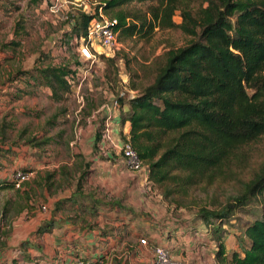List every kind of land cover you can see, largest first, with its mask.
Here are the masks:
<instances>
[{
  "label": "trees",
  "instance_id": "obj_1",
  "mask_svg": "<svg viewBox=\"0 0 264 264\" xmlns=\"http://www.w3.org/2000/svg\"><path fill=\"white\" fill-rule=\"evenodd\" d=\"M100 2L104 14L118 21L120 41L148 40L156 28L191 38L151 61L150 85L134 98L118 100L119 110L128 108L121 112V122L129 124V141L146 168L148 183L164 200L177 202L192 189L232 180L233 168L245 163L244 150L264 138V0ZM131 3L149 6L144 13L127 11ZM177 12L180 24L173 21ZM91 18L82 12L69 15L70 38H85ZM35 71L30 78L49 89L52 100L59 102L69 93V67L49 65ZM100 139L99 125L96 143ZM0 188L14 185L0 182ZM254 200L263 201L261 217L245 226L237 239L239 252L227 253L223 226ZM65 203L57 202L56 208ZM199 216L216 235L217 264H264V160L240 194L230 196L219 210L201 209ZM53 226L46 223L37 234Z\"/></svg>",
  "mask_w": 264,
  "mask_h": 264
},
{
  "label": "rangeland",
  "instance_id": "obj_2",
  "mask_svg": "<svg viewBox=\"0 0 264 264\" xmlns=\"http://www.w3.org/2000/svg\"><path fill=\"white\" fill-rule=\"evenodd\" d=\"M95 1L100 0H75L73 4H61L59 11L53 13L49 0H45L44 10H40L42 0H0V88L9 90L3 93L0 89L3 99V103L0 102V170L4 168L3 160H7L8 166L30 174L21 190L0 191V249L2 239L13 232L20 216L23 215L24 220L28 218L27 221L33 212H42L43 207H48L50 201V205L55 200L65 201L58 213L75 221L79 210L71 206L75 204L71 200H81L79 194L108 201L116 191L122 201L131 199L137 205L142 197L141 188L149 193L159 210L168 208L178 219L199 220L201 209L219 210L230 196L240 194L243 184L252 178L264 160L263 138L244 150L245 163L233 168L232 180L192 189L188 197L177 202L164 200L143 174L131 179L118 173L115 177L110 170L112 166L109 168L104 164V168L99 169L98 162L113 158L114 163L121 154L103 144L101 139L98 143L94 139L91 141L85 130V120L111 96L130 91L137 96L141 89L153 82L149 70L151 61L168 49L184 47L191 38L177 30L156 28L148 40L118 39L119 45L112 57L97 55L99 62L92 66L95 73L79 84L78 94L75 90L69 91L61 101H54L44 88L36 86L30 76L36 75V69L49 65H65L70 70L81 66L65 18L82 12L86 6L95 8ZM148 6L131 3L125 9L144 13ZM173 21L181 23L178 12ZM79 96L83 97L81 109ZM15 154L23 161L31 160L34 168L16 165ZM95 158H98L96 163L92 160ZM100 177L106 180L104 184ZM122 184L125 187L118 188ZM262 211L263 201L254 200L223 226L224 235L230 237L229 246L235 244L239 251L237 239L243 237L247 224L261 217ZM86 216L90 223H94L95 217Z\"/></svg>",
  "mask_w": 264,
  "mask_h": 264
},
{
  "label": "crops",
  "instance_id": "obj_3",
  "mask_svg": "<svg viewBox=\"0 0 264 264\" xmlns=\"http://www.w3.org/2000/svg\"><path fill=\"white\" fill-rule=\"evenodd\" d=\"M45 6V0H42L40 10H44ZM0 89L3 93L9 91L4 87ZM44 89L50 97L51 91ZM0 102L3 103L2 97ZM127 110L124 105L119 110V115L115 116L113 133L121 139H129V124L122 123L120 116L121 112ZM85 121V130L94 142L101 121H93L89 117ZM15 158L16 165L23 164L34 168L31 160L23 161L17 154ZM92 160L94 163L98 162V158ZM112 161L113 158H110V161L104 160L97 164L99 169H103L105 165L115 168L110 169L115 177L117 173L131 179L139 175L127 171L121 157L114 163ZM2 163L4 168L0 170V182L11 183L13 174L18 170L8 166L10 164L7 165V160ZM117 168L121 170L117 171ZM100 178L104 184L106 180ZM123 186L125 184L118 188ZM5 190L0 188V191ZM139 192L142 197L137 205L131 199L122 201L116 191L115 195L110 194L108 201L86 196L82 198L79 194L81 200L75 202L78 205L71 204L77 210L80 209L75 221H70L58 213V200L52 201L53 205H50V201L42 212H33L32 218L27 221L28 218L24 220L23 215L20 216L14 224L13 232L2 239L0 264H77L78 261H83L84 264H153L154 247L168 249L174 259L185 264H217V240L210 225H206L201 219H178L172 216L168 208L161 207L159 210L158 206H154L148 192L141 188ZM86 215L95 217L94 223H90ZM50 222H54V226L49 232L37 234L42 226ZM142 238L146 239L149 246L139 243ZM229 238L228 235L223 237L227 253L239 252L235 244L228 245Z\"/></svg>",
  "mask_w": 264,
  "mask_h": 264
},
{
  "label": "built area",
  "instance_id": "obj_4",
  "mask_svg": "<svg viewBox=\"0 0 264 264\" xmlns=\"http://www.w3.org/2000/svg\"><path fill=\"white\" fill-rule=\"evenodd\" d=\"M75 0H49L50 11L57 12L62 4L71 3ZM95 8L86 6L82 13L91 16V20L87 27V33L85 38L72 39L77 46L78 55L80 57L81 66L79 68L71 69V72L65 78L70 91L78 94V86L85 80L92 77L95 73L92 66L98 63L97 55L112 57L118 48V31L116 27L118 21L111 19L104 14V10L100 1H95ZM69 20V15L65 18ZM98 61V62H97ZM89 66V68H88ZM131 95V97L127 96ZM135 97V92H121L117 96H111L110 101L103 105L100 109L93 112L89 119L101 121V140L103 144H108L111 149L118 151L121 154L123 164L127 171L133 174H143L147 179L146 168L143 165L142 160L139 157L137 151L133 148L129 139L123 141L120 137H116L113 133V125L115 124V116L119 115V99H131ZM78 102L81 104L80 109L83 107V97L79 96ZM81 111V110H80ZM79 121V120H78ZM30 174L21 170L16 171L11 183L15 189H20L21 185L29 180ZM42 210H45L43 207ZM141 245H146V239H140ZM154 262L153 264H185L184 262L174 259L170 251L163 247L153 248ZM77 264H83L82 261H78Z\"/></svg>",
  "mask_w": 264,
  "mask_h": 264
}]
</instances>
